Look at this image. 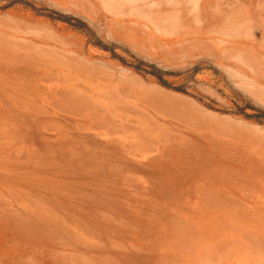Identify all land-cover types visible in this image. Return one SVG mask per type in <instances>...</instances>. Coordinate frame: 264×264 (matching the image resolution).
I'll return each mask as SVG.
<instances>
[{
    "label": "rangeland",
    "instance_id": "374dc122",
    "mask_svg": "<svg viewBox=\"0 0 264 264\" xmlns=\"http://www.w3.org/2000/svg\"><path fill=\"white\" fill-rule=\"evenodd\" d=\"M0 264H264V0H0Z\"/></svg>",
    "mask_w": 264,
    "mask_h": 264
}]
</instances>
